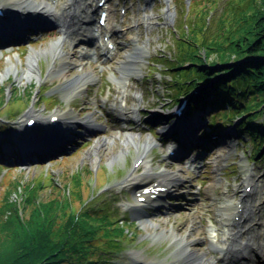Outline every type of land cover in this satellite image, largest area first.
Returning <instances> with one entry per match:
<instances>
[{
	"label": "rangeland",
	"instance_id": "rangeland-1",
	"mask_svg": "<svg viewBox=\"0 0 264 264\" xmlns=\"http://www.w3.org/2000/svg\"><path fill=\"white\" fill-rule=\"evenodd\" d=\"M3 1L9 0H0L1 7ZM44 1L51 3V0ZM199 1L203 0H108L110 12L105 32L117 43L115 54L110 60L99 59L92 62L85 59L82 54L83 48L78 43L71 40L64 43L63 49L70 56L72 64H86L84 73L94 71L100 78L98 82L89 84L81 97L72 101L66 100V88L70 82L84 73L75 67L66 78L50 75L52 54L42 51L60 39L62 36L59 33L60 29L52 28L43 32L38 41L17 46L13 53H0V89L7 88L8 100L16 93L13 87L17 88V93H28L30 90L34 99L31 106L30 102L29 105L26 104L27 100L12 103L10 108L14 111L11 115L7 110L0 113V127H5L0 130V139H7V142L1 144L2 149L9 143L14 144L12 142L14 138L24 142L39 133L19 129L30 112L45 119L52 114H60L61 118L76 116L81 120L95 116L97 123L102 127L91 136L81 138L75 134L79 130L78 126L67 130L68 138L75 142L72 146L73 151L59 156V159L52 162L21 166L3 161L6 166L5 169L0 168V187L4 185L6 189L12 179L20 178L25 183L41 175L46 177L52 175L57 183H64L72 173L80 171L81 186L90 187L87 191L89 195L96 194L98 198L109 199L112 207L118 210L119 219H129L136 215L128 210V207L134 208L137 204L133 197L135 186L138 189L155 182L156 175L160 173L181 171L180 174L187 183L180 188H173L172 198H167L162 205L152 208L145 206L141 209L146 211L153 224L163 229H176L179 238L193 242L188 253L207 252L217 258L219 254L211 250L207 242L212 237L210 229L213 227L215 234L220 238L221 231L227 227L225 225L228 223L221 220L222 204L228 205L229 211H232L234 203L241 199L244 207L247 206L245 201L248 196L240 198L246 178L250 185L257 184L258 181V188L255 191L251 189L248 191L250 195L255 194L258 200L254 205H259L249 222L254 223L256 220L264 222V154L259 153L254 159L251 158V141L245 133L239 132L237 129L239 123H236V120L233 125H230L231 123L228 125L225 120L220 119L217 121L218 126L216 124L213 126L211 122H207L211 119V113L207 114L205 107L196 110L195 122L198 124L199 120H202L203 125L198 129L195 127V139L200 140L210 135L219 136L220 133L223 135L225 130L229 135L228 137L223 135L219 140L216 139L218 141L206 145L205 166L199 172L190 170L187 164L181 163L182 161L170 158L169 147L178 139L175 131L169 137L166 134H157L159 129L167 126L174 129L170 118L166 117L165 121L162 119L166 108L170 109L173 106L174 88L171 79L175 72L168 67L177 57V38L188 26L189 8ZM229 1L213 0L206 35L215 30L216 22L225 12ZM61 2L65 0H59L58 4ZM122 5L125 8L124 14L119 13ZM133 47H138L142 53V58L137 64L139 72L122 87L112 79V75L119 77L115 69ZM32 50L38 52L37 68L41 78L33 77L20 81L18 78L23 76L22 69L27 66V58ZM98 52L100 54V51ZM10 61L16 64L17 73L13 71L7 74ZM55 65L58 69L60 60L56 59ZM211 100H213L211 95H208V100H205L203 105ZM119 105L122 107V114L118 111ZM134 109L137 113H133ZM160 113L162 118L154 120ZM191 117L193 118V114ZM145 119H151L150 123L153 125L145 123ZM256 121H260L264 130V117ZM127 134L135 135L136 142L128 140L127 144H124ZM148 138L154 140L156 144L149 150L148 157L136 168L134 164L142 153L141 145ZM99 140L102 143L98 145ZM228 145L231 146L230 149ZM149 174L155 177L148 178ZM132 178H138L137 182L130 184ZM73 186L70 188L74 190ZM3 193H0V202ZM72 202H74L72 207L78 209L80 203L77 199L73 198ZM243 221L242 217L238 222L243 225L245 224ZM255 231L258 232V229L253 231L252 236H256ZM161 232L160 229L145 228L143 223H140L135 232L136 237L132 241H122V250L103 256H108L107 259L112 264L129 263L130 258L136 255L172 256L173 253H177V248L170 247L171 242L168 239L155 237ZM203 242L208 245H203ZM20 256L37 255L0 253V258ZM246 258L260 264L251 254L243 257ZM243 259H237L236 262Z\"/></svg>",
	"mask_w": 264,
	"mask_h": 264
},
{
	"label": "trees",
	"instance_id": "trees-1",
	"mask_svg": "<svg viewBox=\"0 0 264 264\" xmlns=\"http://www.w3.org/2000/svg\"><path fill=\"white\" fill-rule=\"evenodd\" d=\"M212 4L213 0H203L191 6L188 26L177 38V57L168 67L175 72L173 101L201 86L189 106H201L213 95L211 105L217 108L211 115L213 125L237 117V129L251 141L250 155L264 154V130L256 121L264 117V0H230L215 30L206 35ZM13 90L16 93L8 101L7 88L0 89V113L7 110L11 115L14 102L31 104L30 90ZM5 142L0 139L2 169ZM80 174L72 173L64 183H57L52 175L25 183L16 178L6 189L0 187L4 192L0 253L37 255L0 258V264H112L103 254L122 250V241L136 237L138 224L131 218L119 219L109 199L90 196V187L81 186ZM73 198L80 203L78 209L72 207Z\"/></svg>",
	"mask_w": 264,
	"mask_h": 264
},
{
	"label": "bare ground",
	"instance_id": "bare-ground-1",
	"mask_svg": "<svg viewBox=\"0 0 264 264\" xmlns=\"http://www.w3.org/2000/svg\"><path fill=\"white\" fill-rule=\"evenodd\" d=\"M95 0H65V2H61L57 6L52 5L48 1H38V0H9V1H3L1 2V5L4 7L6 17L10 16L7 21L1 22L0 25V31H5L8 36L9 35H17L18 31L25 27L28 23H47L48 25H54V28H58L59 33L62 35L60 39L53 43L50 48L42 50L43 53H51L52 54V67L50 71V75H57L59 78H66L68 74L71 73L72 69L77 67L78 69L82 70L84 73L86 69V64L80 63L78 65H74L70 61V56L67 55L63 49L64 43L68 40H71L72 42H79L81 44L90 45L89 40L93 36V20L94 18H97V8L94 7L91 3H93ZM74 5H77L76 8H73ZM56 17V20H54ZM62 28V29H61ZM41 51V52H42ZM89 54V51H87ZM140 50L138 47H133L130 51H128L124 55V59L118 63V66L116 67L115 71L119 74V77L116 78L112 75V79H115L117 84H120L122 87H125V85L130 82L131 78H134L136 75H138V67L137 64L141 57ZM37 59H38V52L32 50L27 58V66L23 67L22 69V77L18 78L20 81H23L24 79H32L33 77H37L40 79V75L37 68ZM60 60V66L57 69L55 65V61ZM88 59V58H87ZM91 59V58H90ZM18 60L20 63H22V60L20 57H18ZM10 68L8 70V73L11 72H18L17 66L15 63L10 61ZM84 70V71H83ZM100 80L99 76L94 72H85L83 75L77 77V79H74L66 88V100L72 101L77 97H81L83 94L84 89L91 83L98 82ZM122 114V107L119 105V110ZM136 112V110H133V113ZM137 113V112H136ZM59 117L62 116L59 114ZM61 123L58 124L60 129L57 131L58 135L55 136V130L46 129V133L43 135V139L39 141L38 138L39 135H34V138L31 140L26 139L24 142H22V145H25L22 148H34L36 150H45L46 148H49L55 140L57 142H60V144H63L64 142H61L59 138H65L67 137V130L72 129L73 126H84V128H88L89 130L96 131L102 127L99 126L97 123V119L95 116H89L84 120H81L78 117L74 116H68L65 118H61ZM184 123H192V127L196 126V122L192 118V121L189 120V122ZM174 129L176 128L177 132H179L182 136V139L184 141L188 140V135L190 134V131L193 129L190 128H183L182 126L177 125L176 122L173 124ZM45 129V128H44ZM190 129V131L187 133V131ZM41 131H36L39 133L36 134H42ZM165 132L172 133L173 128L168 127L164 128ZM183 130V131H182ZM37 136V137H36ZM60 136V137H59ZM33 137V136H32ZM136 136L127 134L125 136V140L123 141L124 144H127V141L136 142ZM39 139V140H38ZM106 141V140H105ZM19 142V141H18ZM139 142V141H138ZM102 143L101 140L97 142L99 145ZM184 143V142H183ZM156 144L154 140L151 138H148L145 140L144 144L142 146V153L138 156L139 161H143L148 157L149 150ZM180 143H177L179 145ZM55 145V144H54ZM53 145V146H54ZM138 145V144H137ZM95 149L93 148V151ZM181 171L177 173H160L156 175L157 180H161L164 185L173 188H180L183 184L187 183V180L181 176ZM147 177V176H146ZM155 175H148V178H153ZM138 178H132L129 182L130 184H134L137 182ZM258 184V181H256ZM257 184L249 185L247 184L245 187L250 188L251 190L255 191L258 188ZM133 186V185H132ZM136 190V186L134 187ZM141 190V189H140ZM139 191H136L139 193ZM243 190L241 191L242 194ZM148 192L143 193L146 194L145 197H149L147 195ZM249 192H245L240 196L242 199L244 197H247L246 199V205L243 209V211H240L237 213L234 208L232 211H229L228 205L225 206L222 204L220 206V212L223 215L222 221L229 223L225 225V227L221 231L220 238H218L217 234H215V230L212 227L210 229V232L212 233V237H210L207 242L209 243V248L213 250L214 252H217L219 254V261L222 264H237V259H243V257H246L247 255L251 254L252 256L256 257L258 259V262L260 264H264V222L261 221H255L254 223L249 222L250 218L253 216L259 205L255 206L254 202H258L255 198V194H248ZM151 194V193H148ZM141 195V194H140ZM135 198L137 195L134 196ZM229 198V197H228ZM149 200V199H148ZM149 204L146 202V204L138 205L136 206V209L147 207ZM234 207V206H233ZM137 218L143 223L145 228H151V229H160L162 232L159 235H156L158 239H168L171 242L170 247L177 248V253H173V257H168L171 259H177L180 258L181 262L192 260L194 258H207V260H212L213 257L209 253H188L189 248L192 247L193 242L190 243L184 238H179L176 229L173 228H161L156 224H153L149 219L148 214L144 212V210H140L137 212ZM243 217V225L239 224L240 222L236 223L237 221L241 220ZM238 219L236 222L234 219ZM258 218V217H257ZM249 222V223H248ZM255 229H258V232L256 236H252V233ZM206 241V240H204ZM196 243V242H194ZM203 245H208L206 242H203ZM143 257L142 255H136ZM134 256V257H136ZM182 258V259H181ZM245 260V259H243ZM246 260H251L246 258ZM252 261V260H251ZM255 261V260H253ZM213 262V261H209ZM247 262V261H246ZM256 262V261H255ZM249 263V262H248ZM254 264V262H252Z\"/></svg>",
	"mask_w": 264,
	"mask_h": 264
},
{
	"label": "water",
	"instance_id": "water-1",
	"mask_svg": "<svg viewBox=\"0 0 264 264\" xmlns=\"http://www.w3.org/2000/svg\"><path fill=\"white\" fill-rule=\"evenodd\" d=\"M0 27H2V25H0ZM4 36L3 37H5L6 36V32L5 33H2ZM58 130H55V132H57ZM58 135V132L57 133H55V136H57ZM60 137V136H59ZM62 138H59V140H61ZM57 141V140H56ZM57 144V146H59L60 145V142H57L56 143ZM21 147H24L25 145H20ZM135 219H137L139 222H141L138 218H137V216L135 215ZM142 223V222H141Z\"/></svg>",
	"mask_w": 264,
	"mask_h": 264
}]
</instances>
